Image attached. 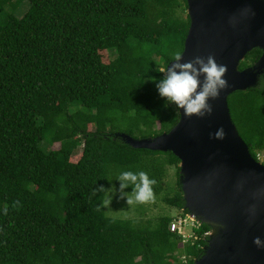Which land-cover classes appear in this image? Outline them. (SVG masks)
I'll list each match as a JSON object with an SVG mask.
<instances>
[{
    "label": "trees",
    "instance_id": "trees-1",
    "mask_svg": "<svg viewBox=\"0 0 264 264\" xmlns=\"http://www.w3.org/2000/svg\"><path fill=\"white\" fill-rule=\"evenodd\" d=\"M189 25L186 0H0V264H193L201 255L207 225L197 223L198 240L188 242L170 230L187 214L179 159L116 137H154L178 122L155 82L182 53ZM261 55L251 50L239 68ZM227 101L256 158L264 78ZM125 170L146 172L153 198L178 214L108 216V188L120 189Z\"/></svg>",
    "mask_w": 264,
    "mask_h": 264
},
{
    "label": "water",
    "instance_id": "water-1",
    "mask_svg": "<svg viewBox=\"0 0 264 264\" xmlns=\"http://www.w3.org/2000/svg\"><path fill=\"white\" fill-rule=\"evenodd\" d=\"M186 2L190 25L180 62L213 56L227 67L229 87L210 101L211 115L185 116L181 109L168 132L116 137L132 148L170 151L179 159L184 211L209 227L207 243L193 264H264V248L253 243L256 236L264 240V164L239 135L227 101L235 91L257 88L264 78V0ZM255 48L262 51L260 58L240 69V62ZM220 127L225 136L215 139L210 134Z\"/></svg>",
    "mask_w": 264,
    "mask_h": 264
},
{
    "label": "clouds",
    "instance_id": "clouds-1",
    "mask_svg": "<svg viewBox=\"0 0 264 264\" xmlns=\"http://www.w3.org/2000/svg\"><path fill=\"white\" fill-rule=\"evenodd\" d=\"M181 59L182 54L176 53L170 66L166 65L161 70L165 75L155 82L158 95L164 99L165 106L174 105L177 111L182 109L185 116L204 118L211 115L213 105L210 101L217 99L220 93L229 87L225 79L227 67L217 64L211 55L207 58L196 56L185 62H180ZM201 75L203 81L200 80ZM210 135L215 139H223L225 131L220 127ZM255 159L264 162V159ZM116 180L119 181L122 195L127 197V204L134 201L143 203L153 198L152 185L155 181L144 171L125 170ZM128 186H131L134 197H129L123 192ZM253 243L258 248H264V240L260 236L254 237Z\"/></svg>",
    "mask_w": 264,
    "mask_h": 264
},
{
    "label": "rangeland",
    "instance_id": "rangeland-1",
    "mask_svg": "<svg viewBox=\"0 0 264 264\" xmlns=\"http://www.w3.org/2000/svg\"><path fill=\"white\" fill-rule=\"evenodd\" d=\"M18 8L19 9H17L16 12L20 16L21 13L27 10L28 5L24 1L19 5ZM8 13L13 12L9 10ZM55 146L59 147V144L56 143ZM176 178V168L170 167L168 169L167 175L168 184L174 186ZM169 192L173 193L172 190H169ZM124 193H126V195L129 197H134L133 194L127 192ZM104 208L108 216L121 218L133 217L143 222L155 221L159 216L165 214L176 216L179 212L177 209L166 205L161 196L154 197L151 200L143 203L134 201L132 204H127V197L122 195L121 190L115 186H109L104 200Z\"/></svg>",
    "mask_w": 264,
    "mask_h": 264
},
{
    "label": "built area",
    "instance_id": "built-area-1",
    "mask_svg": "<svg viewBox=\"0 0 264 264\" xmlns=\"http://www.w3.org/2000/svg\"><path fill=\"white\" fill-rule=\"evenodd\" d=\"M258 160L264 159V152L257 155ZM198 222L191 220L188 214L177 215L170 223V230L176 232L183 239V242L189 240H198L195 228H197Z\"/></svg>",
    "mask_w": 264,
    "mask_h": 264
}]
</instances>
